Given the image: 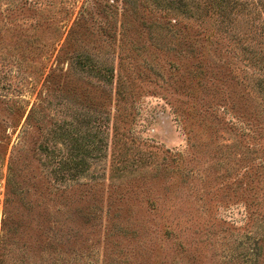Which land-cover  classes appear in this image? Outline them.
Returning a JSON list of instances; mask_svg holds the SVG:
<instances>
[{"label": "rangeland", "instance_id": "obj_1", "mask_svg": "<svg viewBox=\"0 0 264 264\" xmlns=\"http://www.w3.org/2000/svg\"><path fill=\"white\" fill-rule=\"evenodd\" d=\"M244 1L0 0V264H264Z\"/></svg>", "mask_w": 264, "mask_h": 264}, {"label": "trees", "instance_id": "obj_2", "mask_svg": "<svg viewBox=\"0 0 264 264\" xmlns=\"http://www.w3.org/2000/svg\"><path fill=\"white\" fill-rule=\"evenodd\" d=\"M212 1L217 3L215 10H217L218 13L221 11L223 16H228V17H230L232 13H235V9L238 6H242V4L244 5L246 2L244 0H212ZM256 2H257L256 0H252V5H255ZM246 5L248 6V3H246ZM255 8H258V7H255ZM118 92L120 96H122V98H125L127 94V89L125 88V86H122V88H120Z\"/></svg>", "mask_w": 264, "mask_h": 264}]
</instances>
